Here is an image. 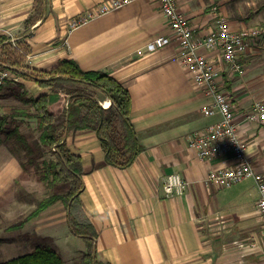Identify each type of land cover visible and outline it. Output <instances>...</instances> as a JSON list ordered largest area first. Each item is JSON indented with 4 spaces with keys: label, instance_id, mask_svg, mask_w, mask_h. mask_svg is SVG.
I'll use <instances>...</instances> for the list:
<instances>
[{
    "label": "crops",
    "instance_id": "1",
    "mask_svg": "<svg viewBox=\"0 0 264 264\" xmlns=\"http://www.w3.org/2000/svg\"><path fill=\"white\" fill-rule=\"evenodd\" d=\"M105 1L0 0V37L26 57L18 71L48 72L62 60L72 59L84 71L110 74L130 93L131 120L142 146L130 167L106 163L95 131L70 133L66 139L69 149L82 158L84 170L75 217L94 226L98 260L109 264H264V228L255 182L252 201L241 190L230 191L234 185L221 188L208 182L211 171L235 165V160L201 161L189 147V136L221 118L202 112L204 106L213 104V97L179 64L177 47L147 52L149 42L170 32L158 2L137 0L70 30L74 19ZM178 2L193 26L209 30L213 14H207L205 0ZM38 8V21L29 25L27 20ZM3 44L0 60L5 63ZM218 68L220 88L234 98L238 135L247 146L254 171L264 175V128L245 118L264 94L253 77L235 76L223 61ZM24 83L31 95L50 93L35 82ZM96 99L105 109L111 105L100 91ZM22 171L15 156L2 148L0 199L12 191ZM173 173H179L188 185L183 195L167 198L164 185ZM13 202L15 216L24 215L20 207L26 203ZM62 205L56 203L25 224L19 233L28 244L22 247L32 252L37 240L30 237L37 236L55 247L64 264H78L86 244L71 233Z\"/></svg>",
    "mask_w": 264,
    "mask_h": 264
},
{
    "label": "trees",
    "instance_id": "2",
    "mask_svg": "<svg viewBox=\"0 0 264 264\" xmlns=\"http://www.w3.org/2000/svg\"><path fill=\"white\" fill-rule=\"evenodd\" d=\"M39 5H42L41 1ZM39 16L38 8L36 15L30 17L27 23L34 25ZM5 42L6 38L0 37V43H4L6 48L5 63L22 80L0 87V101L6 103L0 106V147L6 146L24 170L33 167L38 181L51 192L32 211L20 215V220L7 230H22L27 222L61 202L71 233L86 244V251L78 258V264H109L96 256L98 234L94 226L79 222L75 217L84 188V170L82 158L69 149L66 139L70 133L95 131L106 163L121 169L130 167L142 151L131 120L130 93L110 74L84 71L72 59L62 60L48 72H19L26 57L16 53ZM25 49L30 53L26 46ZM24 81L35 82L41 88L50 89V93L31 95ZM98 91L111 101L108 109L97 101ZM4 107L8 111L1 112ZM29 120L37 122L38 140L22 130L27 123L25 121ZM48 153L53 158L47 159ZM60 185H67V191L56 192ZM30 238L37 240L32 252L0 264H64L61 254L51 243L37 236Z\"/></svg>",
    "mask_w": 264,
    "mask_h": 264
},
{
    "label": "built area",
    "instance_id": "3",
    "mask_svg": "<svg viewBox=\"0 0 264 264\" xmlns=\"http://www.w3.org/2000/svg\"><path fill=\"white\" fill-rule=\"evenodd\" d=\"M135 1L137 0H107L91 12L74 19L70 30H76L89 21ZM156 1L167 20L170 32L149 42L147 52L167 46L177 47L179 64L191 74L197 86L206 88L213 97V104L204 106L202 112L207 116H221L219 122L189 136V147L201 161L214 158L235 160V165L209 173L207 179L212 184L230 188L244 180L254 179L260 194L257 208L264 228V175L254 171L247 155V146L238 135L233 95L223 91L217 81L222 73L218 68L219 61H223L230 73L244 74L243 60L248 57L254 40L264 35V29L245 26L235 28L226 16L214 9L213 24L207 32H203L193 26L180 11L178 0ZM20 80V77L0 60V87L8 82ZM245 118L249 122L259 123L264 128V101H256ZM187 185L179 173L168 175L164 185L166 197L183 195Z\"/></svg>",
    "mask_w": 264,
    "mask_h": 264
},
{
    "label": "rangeland",
    "instance_id": "4",
    "mask_svg": "<svg viewBox=\"0 0 264 264\" xmlns=\"http://www.w3.org/2000/svg\"><path fill=\"white\" fill-rule=\"evenodd\" d=\"M205 2L207 4V14H214V9H216L218 13L221 12L226 16L235 28L244 26L248 28H264V0H205ZM243 63L245 64L243 78L253 77L252 80L257 85L258 89H260L259 92L264 94V36L254 40L253 44H251L249 55L243 60ZM235 76H238V74H235ZM258 101H264V99ZM2 104L6 105L5 101H0V106ZM5 110L8 111V108H1V112ZM25 122L27 123L22 126L23 132L30 134L31 138L38 140L40 134L37 130L36 120ZM2 148L9 152L6 146ZM2 148H0V150ZM15 158L18 160L17 157ZM46 158L51 159L53 156L48 153ZM18 162L20 163L19 160ZM22 170V173L17 176L14 182L12 191L6 195L4 194L2 199H0V209L4 210V213L0 210V215H2L0 219V240L2 241L0 242V263L15 258L14 255H18L16 257H19L30 253V250H25L22 247L23 245H27L28 242L22 239L19 233L21 230L15 232L7 230L10 225L16 223L22 217L15 216L13 212L15 201L13 202V200L26 203L20 208H22V211H28L29 213L36 207V204L40 200L51 193L50 190L38 181L33 167L27 170L22 168ZM254 182L253 179L239 182L235 184L230 191L241 190V192L245 194L246 200L252 201L255 190ZM67 189V185H60L56 189V192L62 193L67 191ZM63 208L64 207H62L61 211ZM10 253L15 254L13 255Z\"/></svg>",
    "mask_w": 264,
    "mask_h": 264
},
{
    "label": "bare ground",
    "instance_id": "5",
    "mask_svg": "<svg viewBox=\"0 0 264 264\" xmlns=\"http://www.w3.org/2000/svg\"><path fill=\"white\" fill-rule=\"evenodd\" d=\"M107 106V105H106Z\"/></svg>",
    "mask_w": 264,
    "mask_h": 264
}]
</instances>
